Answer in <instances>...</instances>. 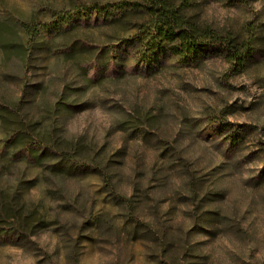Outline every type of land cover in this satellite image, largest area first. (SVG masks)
<instances>
[{
  "label": "rangeland",
  "instance_id": "1",
  "mask_svg": "<svg viewBox=\"0 0 264 264\" xmlns=\"http://www.w3.org/2000/svg\"><path fill=\"white\" fill-rule=\"evenodd\" d=\"M122 1L143 4L0 0V116L55 121L54 105L66 97L75 106L60 115L64 132L120 152L114 183L137 203L108 204L96 178L34 190L65 234L45 231L29 250L0 246V264H264V0H170L242 39L263 26L260 54L236 74L214 53L197 65L170 59L155 73L137 71L134 53L121 56L117 47L140 31L141 12H117L100 25L70 22L82 8ZM213 121L242 130L234 152ZM12 129L0 117V143ZM206 211L215 215L203 223ZM94 219L103 224L87 229ZM130 220L147 233L133 235Z\"/></svg>",
  "mask_w": 264,
  "mask_h": 264
},
{
  "label": "trees",
  "instance_id": "2",
  "mask_svg": "<svg viewBox=\"0 0 264 264\" xmlns=\"http://www.w3.org/2000/svg\"><path fill=\"white\" fill-rule=\"evenodd\" d=\"M183 6H176L170 0H143V4L122 1L82 8L70 22L100 25L112 20V14L117 12L137 11L146 15L140 31L117 47L121 56L134 53L133 68L141 73H155L170 59H175L179 66L197 65L205 54L214 53L223 56L231 65L232 74H236L243 72L260 54L257 31H262L263 26L253 27L249 37L242 39L183 14ZM113 62L114 66L118 64L117 59ZM74 106L67 103L66 97H61L54 105L55 121L28 118L19 111L13 120L6 111L0 116L4 125L13 127L7 139L0 143V246L29 250L35 246L33 238L45 231L59 229L65 234L60 226L61 218L52 214L44 199L36 200L31 195L37 189L47 194L50 186L58 183L96 178L100 181L99 194L104 195L108 204L136 208L137 203L119 194L114 183L117 173L113 170L120 152L110 155L105 148L96 149L83 138L70 137L64 132L60 115L65 108L71 110ZM212 124L224 137L227 151L234 152L242 144L240 128L233 129L227 122L213 121ZM260 182H264V171ZM219 195L222 196L215 194ZM206 198L207 195L201 197L199 202L203 204ZM66 206L74 207L73 204ZM211 213L215 215L212 211L205 212L206 217H201L203 223L210 220ZM102 222L91 220L86 228H95ZM130 222L135 224L134 220ZM199 226L206 234L214 230ZM195 231L197 228L192 232ZM146 233L135 224L133 235Z\"/></svg>",
  "mask_w": 264,
  "mask_h": 264
}]
</instances>
